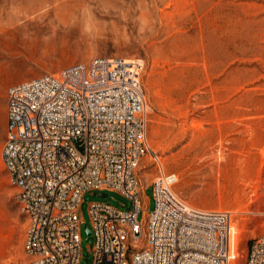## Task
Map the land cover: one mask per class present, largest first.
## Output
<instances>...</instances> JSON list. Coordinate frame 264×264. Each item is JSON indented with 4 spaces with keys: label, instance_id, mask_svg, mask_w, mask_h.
<instances>
[{
    "label": "rangeland",
    "instance_id": "obj_1",
    "mask_svg": "<svg viewBox=\"0 0 264 264\" xmlns=\"http://www.w3.org/2000/svg\"><path fill=\"white\" fill-rule=\"evenodd\" d=\"M112 56L143 64L145 136L159 163L141 159V185L162 168L189 205L228 211L230 255L242 264L264 231V0H0V264L27 260L26 218L1 159L7 89ZM139 200L154 209L151 187ZM92 202L132 205L114 191L83 194L79 264L91 259Z\"/></svg>",
    "mask_w": 264,
    "mask_h": 264
},
{
    "label": "built area",
    "instance_id": "obj_2",
    "mask_svg": "<svg viewBox=\"0 0 264 264\" xmlns=\"http://www.w3.org/2000/svg\"><path fill=\"white\" fill-rule=\"evenodd\" d=\"M142 68L137 59L95 57L7 89L1 159L27 222L23 264H79L78 212L89 190L118 192L132 203L128 210L89 204V264H236L228 211L189 205L172 189L176 175L162 168L145 186L136 175L147 153L159 163L146 142ZM147 187L150 212L139 200ZM242 264H264V231Z\"/></svg>",
    "mask_w": 264,
    "mask_h": 264
},
{
    "label": "water",
    "instance_id": "obj_3",
    "mask_svg": "<svg viewBox=\"0 0 264 264\" xmlns=\"http://www.w3.org/2000/svg\"><path fill=\"white\" fill-rule=\"evenodd\" d=\"M85 232H86L87 235H90V234H91V231H90L89 228H86V229H85Z\"/></svg>",
    "mask_w": 264,
    "mask_h": 264
},
{
    "label": "bare ground",
    "instance_id": "obj_4",
    "mask_svg": "<svg viewBox=\"0 0 264 264\" xmlns=\"http://www.w3.org/2000/svg\"><path fill=\"white\" fill-rule=\"evenodd\" d=\"M83 224V223H82ZM91 231V230H90ZM230 231H231V226H230ZM229 246H230V240H229Z\"/></svg>",
    "mask_w": 264,
    "mask_h": 264
}]
</instances>
